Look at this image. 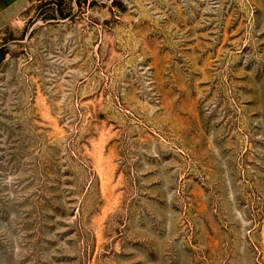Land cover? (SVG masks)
Returning <instances> with one entry per match:
<instances>
[{"label":"rangeland","instance_id":"obj_1","mask_svg":"<svg viewBox=\"0 0 264 264\" xmlns=\"http://www.w3.org/2000/svg\"><path fill=\"white\" fill-rule=\"evenodd\" d=\"M12 13L0 264H264V0Z\"/></svg>","mask_w":264,"mask_h":264},{"label":"crops","instance_id":"obj_2","mask_svg":"<svg viewBox=\"0 0 264 264\" xmlns=\"http://www.w3.org/2000/svg\"><path fill=\"white\" fill-rule=\"evenodd\" d=\"M19 0H0V26L12 18V10Z\"/></svg>","mask_w":264,"mask_h":264}]
</instances>
